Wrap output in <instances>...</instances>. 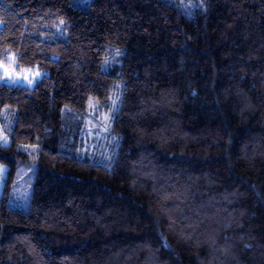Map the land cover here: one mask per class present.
<instances>
[{
  "label": "trees",
  "instance_id": "obj_1",
  "mask_svg": "<svg viewBox=\"0 0 264 264\" xmlns=\"http://www.w3.org/2000/svg\"><path fill=\"white\" fill-rule=\"evenodd\" d=\"M185 1L0 0V264H264V0Z\"/></svg>",
  "mask_w": 264,
  "mask_h": 264
},
{
  "label": "rangeland",
  "instance_id": "obj_2",
  "mask_svg": "<svg viewBox=\"0 0 264 264\" xmlns=\"http://www.w3.org/2000/svg\"><path fill=\"white\" fill-rule=\"evenodd\" d=\"M175 3L183 6L185 4V0H170ZM0 71L3 73V79L15 81H23V82H31L39 72L34 69H26L24 67L17 70L14 66L13 62H1L0 63ZM95 115V114H94ZM99 117V118H98ZM108 121H109V113L107 111L101 112L98 114L97 118H93L92 126L90 129V139L88 144L90 146V150H98L101 153H107L111 150V144L108 141H104L106 139V135L108 133ZM1 124V123H0ZM1 127V126H0ZM98 128V129H95ZM32 167H23L18 175V186L17 183L13 189V196L10 200V203L14 206L21 207L26 209L29 205L30 194L34 172L31 173ZM34 170V169H33Z\"/></svg>",
  "mask_w": 264,
  "mask_h": 264
}]
</instances>
